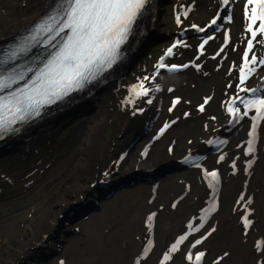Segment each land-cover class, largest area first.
Instances as JSON below:
<instances>
[{
	"label": "rangeland",
	"instance_id": "374dc122",
	"mask_svg": "<svg viewBox=\"0 0 264 264\" xmlns=\"http://www.w3.org/2000/svg\"><path fill=\"white\" fill-rule=\"evenodd\" d=\"M43 2L0 0V36L27 29L42 15ZM245 2H149L127 59L99 77L96 82L103 83L90 95L64 107L95 108L58 122L55 114L29 143L0 146V153L6 150L0 155V264H162L165 254L171 255L166 264H193L187 256L198 252L205 253L200 264H264V121L254 152L246 155L254 112L234 122L227 111L236 99L243 113L239 98L250 95L237 87L251 38ZM199 28L207 33L199 35ZM150 36L159 42L128 70ZM253 53L264 57V45L254 41ZM161 62L168 67L158 68ZM172 65L177 70H169ZM261 78L264 66L257 65L240 87H257ZM141 81L150 96L134 98L130 89ZM151 113L152 125L139 131ZM174 160L172 171L149 176ZM212 171L219 177L215 187L206 175ZM244 216L251 221L248 228ZM52 233L57 234L48 238ZM196 240L202 242L192 247Z\"/></svg>",
	"mask_w": 264,
	"mask_h": 264
},
{
	"label": "snow or ice",
	"instance_id": "6c2138e0",
	"mask_svg": "<svg viewBox=\"0 0 264 264\" xmlns=\"http://www.w3.org/2000/svg\"><path fill=\"white\" fill-rule=\"evenodd\" d=\"M149 2L150 0H56L52 12L35 26L29 36L19 45L0 52V138L10 132L19 131L15 127L17 124L39 117L47 106L65 101L73 93L84 90L88 84L96 81L104 72L112 68L121 57V46L132 35L134 25ZM230 2L231 0H222L225 6ZM184 15L186 16L187 12ZM244 15L247 21L246 31L251 34V38L247 40L243 64L239 69L240 85L245 84L255 74L257 65L264 66V57H257L253 53L254 41L264 45V0H246ZM228 19L231 20L230 15ZM179 22L178 16L177 23ZM216 23V19L211 21V25ZM198 30L204 31L203 28ZM258 35L261 36L259 41H257ZM57 37L61 39L58 43H54ZM227 41L228 36L225 35V42ZM180 43L179 40L174 43L167 49L165 55H172L173 49ZM207 43L208 40L203 41L200 45L201 51ZM36 44H43L54 51L49 52L42 66L20 70L21 66L15 65V62ZM250 53H253L251 59H249ZM163 59L162 57L161 61ZM8 64L15 66L8 69L6 67ZM157 67L168 66L161 62ZM169 70L175 71L177 66L172 65ZM28 73H32L30 78ZM149 79L144 77V80ZM261 80L260 85L251 89L237 86L240 92L250 94L247 98H239L240 103L243 104V113L239 107H235L236 99L230 100L227 104V111L232 115L234 122L248 116L249 111L254 112L251 117L252 127L249 132L250 139L247 141L246 155L254 152L257 129L261 121H264V78ZM130 91L134 98L150 96V90L144 86L143 81L133 85ZM128 102L133 103L134 100ZM147 102L152 101L148 99ZM177 103L179 99L173 101V106ZM200 111H203V105ZM167 127L166 124L165 128ZM163 131L164 129H161V132ZM220 159L224 157L221 156ZM206 175L211 178V186L215 187L219 181L218 173L212 171ZM214 208L213 204L212 209L206 211ZM154 215L149 216L148 220L151 221ZM242 220L245 228H248L251 221L247 216L242 217ZM189 228H192L191 224ZM193 230L198 231V228ZM186 239L187 235L177 239L171 246L170 253L176 252ZM201 242L196 240L192 247ZM204 255V252H198L193 257L189 253L187 259L193 264H200ZM170 259L171 255L165 254L162 264H166Z\"/></svg>",
	"mask_w": 264,
	"mask_h": 264
},
{
	"label": "water",
	"instance_id": "95a60500",
	"mask_svg": "<svg viewBox=\"0 0 264 264\" xmlns=\"http://www.w3.org/2000/svg\"><path fill=\"white\" fill-rule=\"evenodd\" d=\"M150 2H154V0L153 1L150 0ZM159 4H162V2L160 1ZM139 20L140 19H138V21ZM134 33H135V31H134ZM205 33H207L206 29L204 31H198L199 35H204ZM151 36L154 37L153 34ZM151 36L146 39L145 45L143 46L142 50H140L139 52L137 51L133 55L132 60H130V62L128 64V67H127L128 70H131L132 67L135 64H137L138 61L143 56L146 55L147 50L149 49V47H151V46H153V45H155V44H157L159 42V41H154V38L150 39ZM133 37H134V34L129 37L128 46H129L130 42L132 41ZM128 46H127V48H128ZM43 47H46V46L43 45ZM122 50H123V53H122L121 58H120L121 63H123V61L126 60L127 57H128L127 53H126L127 49H124V47H123ZM102 83H103L102 79L100 81H98L97 83H94V84L90 83L91 85L88 84L87 87L84 90H82L80 92L73 93L70 97L66 98L65 101L58 102L55 105L47 106L44 110H42V114L39 117H36L35 119H32L30 121L24 122L23 124H17L15 127L18 128L19 131L10 132V133L4 135L3 138H0V146L11 147L12 145L16 146L17 144L29 143L30 140H31V139L29 140L30 137H32L34 134H37V133L41 132V130H37L36 131V129L38 127H40L41 125L43 126L45 124H52L51 119L50 120H46L47 118H49L51 116L59 115L60 119L58 118V120L56 122L63 121L64 119H67L71 115H74V117H75V115L82 113L83 111H85V109H87V107L88 108L92 107V103H84L81 106H77V108L74 110V112L72 110H66L68 108H66V109L64 108V107H66V103H69L70 101L77 102V101L81 100V97H83V96L85 97L87 95H90L94 91L93 89L96 88L97 86H100L99 84H102ZM92 101H93V99H90V102H92ZM79 103H81V101ZM79 103H78V105H79ZM61 107H63V108H61ZM92 108H95V106H93ZM61 111H63V112H61ZM55 114H57V115H55ZM27 128H28V130H27ZM5 151H3V153H0V155L4 154ZM173 163L175 164V163H177V161L174 160L172 162L170 161V162L166 163L167 166L169 165V169H166V170H163V171H160V172L159 171L157 172V170H155V172H153V174H151L149 176L153 177V176H155L157 174H158L157 176H160V175L162 176V175L166 174L167 172H169L170 170L172 171V168H170V166ZM155 169H157V168H155ZM145 172L147 173V172H151V171L146 170ZM86 212H88V211L86 210ZM86 212L84 214H86ZM74 220L75 219H70V222H72ZM56 234L57 233H52V234L49 235L48 238L54 237ZM33 261H37V260L34 259Z\"/></svg>",
	"mask_w": 264,
	"mask_h": 264
},
{
	"label": "bare ground",
	"instance_id": "6f19581e",
	"mask_svg": "<svg viewBox=\"0 0 264 264\" xmlns=\"http://www.w3.org/2000/svg\"><path fill=\"white\" fill-rule=\"evenodd\" d=\"M54 1H56V0H44V2L42 3L43 5L39 8V9H41L42 10V15L41 16H44L49 10H50V5H51V3L52 2H54ZM45 6H46V8H45ZM53 6V5H52ZM51 6V7H52ZM44 7V8H43ZM149 8V6H148V4L146 5V7H145V10H144V14L146 13V12H148V9ZM148 9V10H147ZM40 13V12H39ZM144 14H142L140 17H139V19H141L142 20V18L144 17ZM41 16H39L38 18H40ZM142 17V18H141ZM140 22V21H139ZM139 25V23H138V20H137V22H136V24L134 25V28H133V34H134V31H135V28H136V26H138ZM33 29L34 28H32V29H25V30H23V31H21V33H19L18 35H16L15 37H13L14 35H11V36H9V38H8V40H6L7 38L5 37H2V36H0V46L2 47V46H4L5 44L4 43H6V44H12V41L15 39V38H17L20 34H23V32L24 33H28V34H31L32 33V31H33ZM132 34V35H133ZM131 40V39H130ZM129 40V41H130ZM128 41L122 46V48H121V55H122V53H123V47H124V49H127V46H128ZM20 44V42H14L12 45H10V46H8V47H4V48H10V47H13V46H17V45H19ZM47 49H48V47H45V48H38V47H35V46H33L32 48H31V50L26 54V55H23V56H21L20 57V59H18L16 62H19V63H23V64H18V65H20L21 66V69L20 70H23V69H25V68H27L29 65H31V64H34L37 60H39L40 58H43L44 56H45V53H46V51H47ZM5 49H3V50H0V52H2V51H4ZM129 51V50H128ZM42 52V53H41ZM120 60H118L116 63H118ZM115 63V64H116ZM27 65V66H25V65ZM114 64V65H115ZM15 65H16V63H15ZM14 65V66H15ZM14 66H12L11 64H8L6 67L8 68V69H11L12 67H14ZM113 68V67H112ZM111 70V69H110ZM108 72V71H107ZM107 72L106 73H104V74H102V76H100V77H104L106 74H107ZM96 81H93L91 84H94ZM98 82V81H97ZM96 82V83H97ZM105 83V82H104ZM90 84V85H91ZM155 103V104H154ZM153 104H152V111H154L153 113H155L156 112V110H157V102H154ZM153 113H151V115H150V117H148V121H144V123H142V124H140L139 125V131L140 130H147V127L149 126V125H152L150 122L153 120ZM150 129V128H149ZM148 129V130H149ZM27 130H28V128H27ZM141 166H146V164H141ZM130 167L132 168V166H130L129 165V167H127L126 169H130ZM146 167H148V166H146ZM99 215V213L98 212H95L94 213V218H96L97 216ZM92 219V218H91Z\"/></svg>",
	"mask_w": 264,
	"mask_h": 264
}]
</instances>
